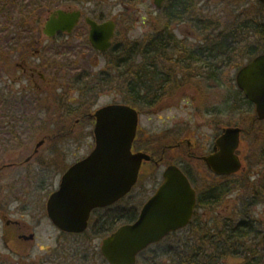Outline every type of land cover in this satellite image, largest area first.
Wrapping results in <instances>:
<instances>
[{
	"label": "rangeland",
	"instance_id": "rangeland-1",
	"mask_svg": "<svg viewBox=\"0 0 264 264\" xmlns=\"http://www.w3.org/2000/svg\"><path fill=\"white\" fill-rule=\"evenodd\" d=\"M99 1L105 2L107 17L113 18L118 12L124 11L120 18L121 24L118 26L119 34L115 40V44L121 45L120 47L127 48L136 41L151 37L163 25L161 13L154 7L153 0ZM216 1L218 5L213 6L220 11L221 15L230 17L234 11L233 7L220 0H212L211 3ZM258 1L245 0L249 18L260 19L263 14ZM208 2L210 1L201 0L204 4ZM121 3H125L126 7ZM6 26L5 24L0 25L4 28ZM174 32L179 40L188 37L189 40H184L188 45L194 46L193 43L196 44L197 37H203V42L205 40L203 34L188 24L176 26ZM0 42L4 44L0 47V61L3 59L0 63V82H2L0 84V200L2 201L0 205L8 210L5 213L9 215V218L26 221L37 227L36 240L29 249L28 256L40 264H109L101 254V241L104 237L93 236V231L97 230L100 225L99 222H103L105 211L95 214L91 228L81 237L62 236L45 217L44 212L49 195L59 188L63 173L72 164L88 156L94 149V126L90 123H77V118L123 100V96H120L122 86L117 80L119 78L116 73L110 72L113 69L107 68L111 67L110 63L114 61L112 53L109 52L105 58H96L93 52L83 50L79 41L71 40L70 47L74 48V45H78V48L77 50L65 49L61 61L63 67L57 72L58 80L52 81L48 87L44 85L45 91L39 90L33 82L29 81L30 89H34L31 90V99L25 98L12 103L8 101L9 91L5 86L13 85V83L10 85L7 83V80L13 79L14 75L11 68L13 58L7 61L10 57L6 46L7 40L2 37ZM260 48H264V45ZM248 61V58H241L235 66L228 68L218 88L209 87L204 78H192L185 72V77H179V81H173V85L167 87L166 96L162 100L153 102L154 98L149 97L148 101L153 104L141 107L143 114L140 116L139 124L142 135L145 133L150 136L155 135L162 140L166 139L164 135L167 132L183 135L185 131L190 133L189 137L192 141L208 145L214 142L217 132L219 135L223 128L241 127L244 131L241 139L243 145L239 151L243 160V171L233 176H218V189H225L224 192L227 195L219 204L212 203V205L208 204L198 208L196 217L189 227L150 247L144 259L151 257V260L155 259L157 264H171L177 251L186 252V245L199 242L205 232L211 231V229L208 230L210 227L222 223L227 218L233 221L242 219L241 212L264 222V204L246 208L247 202L244 199L246 193L250 194L254 187L264 181L262 177L264 166L261 161L264 142L260 139L261 135L245 133V128H249L248 123L251 122L250 114L255 112V108L252 107V110L244 108L238 112H231L230 107H227L225 103L229 98L232 99L230 104L235 102L236 74ZM105 70L106 73L110 72L109 79L113 84L103 85L98 82L101 77L100 72ZM50 73L46 75L48 78L52 77ZM82 91L89 92L85 98L81 95ZM83 100L86 102L84 105ZM76 108H81V110L68 116L67 113ZM55 124L62 125L59 128H62L63 135L60 137L62 146L57 155L51 153L46 147L29 166L10 168L11 164L23 162L33 152L39 140L38 131L56 128ZM260 128L264 130V124H260ZM14 134L17 138L11 141ZM176 138L174 136L172 140ZM185 156L183 152L168 155L169 161L173 162H183ZM54 160L59 165L58 171L60 172L51 167L43 168L45 163L50 164ZM200 168V173L195 170L194 180H196L195 185L199 188L200 194H203L206 192L205 189L214 185L216 181L205 172L203 165ZM163 170H165L164 167L160 171L147 170L144 172L137 187L117 207L120 209L135 208L140 212L143 205L161 185ZM236 184L240 189H237ZM230 186L231 191L228 193ZM123 224H119L118 227ZM3 226L4 222L0 221V228ZM118 227L116 226V229ZM0 253L5 257L11 255L7 252L1 234ZM7 258L11 264H15L9 257ZM16 258L17 256L14 257L15 260ZM243 260L228 257L226 263L244 264Z\"/></svg>",
	"mask_w": 264,
	"mask_h": 264
},
{
	"label": "water",
	"instance_id": "water-1",
	"mask_svg": "<svg viewBox=\"0 0 264 264\" xmlns=\"http://www.w3.org/2000/svg\"><path fill=\"white\" fill-rule=\"evenodd\" d=\"M264 5V0H259ZM165 0H154L161 9ZM49 26L56 31H72L78 15L59 12ZM91 24L89 40L98 51H108L115 35L112 21ZM237 87L254 104L257 119L264 121V53L257 55L236 75ZM94 150L72 165L63 175L59 189L47 202L52 223L65 233H84L93 210L110 207L127 197L138 182L144 160L151 157L133 153L139 113L125 104H112L95 112ZM242 128L226 127L218 137V153L205 158L208 166L219 176L242 172L243 160L237 154L242 148ZM43 142L38 144L37 150ZM189 179L172 165L164 174V182L144 204L138 219L124 224L103 239L101 253L109 264H137L139 255L161 242L171 233L186 228L195 213L197 195Z\"/></svg>",
	"mask_w": 264,
	"mask_h": 264
},
{
	"label": "trees",
	"instance_id": "trees-1",
	"mask_svg": "<svg viewBox=\"0 0 264 264\" xmlns=\"http://www.w3.org/2000/svg\"><path fill=\"white\" fill-rule=\"evenodd\" d=\"M209 1L204 4L201 3V0H166L160 11L163 25L154 35L142 41H136L127 48L114 44L110 52L114 59L110 63L111 69H113L110 72L116 73L117 78L121 73L125 76L127 82L126 103L135 107H140L143 104L151 105L150 101L143 103L137 101L136 91L138 88L143 92L144 101L149 97L155 98L157 94L154 92L151 94V91L154 90L152 83L159 85L166 81H179V77H185V72L192 78H203L206 72H214L215 58H218L217 78L219 84L227 69L235 66V63L237 64L241 58L251 60L257 54L264 52V48H260L264 45V6L260 2L258 5L263 14L260 19H257L248 17L245 0H220L224 4L227 2L237 12L235 15L233 11L230 17L221 15L220 11L213 6L218 5V1L213 4L212 0ZM180 24H188L203 34L205 36L204 43L193 46L186 44L184 40H179L175 35L174 28ZM196 49L217 50L218 52L194 54L193 51ZM169 50L174 52L168 53ZM186 56L192 60L190 69L185 66L183 61ZM171 57H174V60H170ZM100 73L101 77L98 82L105 85L108 81V73L106 70ZM117 80L119 81V79ZM110 84H113L112 80ZM167 87L168 85L163 88V91ZM237 88L234 91L235 102L230 104L232 99L229 98L225 102L226 106L230 107L231 112H238L244 108L252 110L253 104L246 100ZM88 93L82 91L81 95L85 98ZM86 101L88 102V100ZM84 103H86L85 100L82 104L84 105ZM73 112L75 110H70L67 113L68 116H72ZM250 118L251 122L248 123L249 128H245V133L261 135L260 139L264 142V130L260 128V124H264V121H258L255 112L250 114ZM84 120V123H89L87 116L84 117ZM262 146L261 161L264 166V144ZM236 187L240 189L237 184ZM236 187L234 186V189ZM228 189L229 193L231 186ZM245 189L250 190L249 188ZM224 190L218 189V199L216 197L211 201H199L198 208L208 204L212 205V203L219 204L227 195ZM246 192L247 190L243 193ZM244 199L247 202L246 208L264 204V181L254 187L250 194L246 193ZM0 203H2L1 200ZM2 208L0 205V210ZM104 211L106 213L103 216V222H99V224L101 223L100 229L93 231L94 237H106L116 229V226L118 227L121 223H132L139 215L135 208L131 209L130 207L120 209L114 206ZM241 214L242 219L238 221L227 218L222 223L210 227L208 230L211 229V231L205 232L199 242L185 246L186 252L177 251L171 264H227L228 257L244 259V264H264V222L250 214L243 212ZM104 224L108 227H102ZM149 251L150 248L139 256L137 264H157L155 259L151 260V257L144 259L145 254ZM0 264H11V262L0 253Z\"/></svg>",
	"mask_w": 264,
	"mask_h": 264
},
{
	"label": "flooded vegetation",
	"instance_id": "flooded-vegetation-1",
	"mask_svg": "<svg viewBox=\"0 0 264 264\" xmlns=\"http://www.w3.org/2000/svg\"><path fill=\"white\" fill-rule=\"evenodd\" d=\"M121 5L126 7L125 3H121ZM105 6V2H100L99 0H0V25H7L5 28L0 27V39L4 37V40H7L6 46L9 50L8 55L10 56H8L9 58L7 61L9 62L13 58L11 63V68L14 72V75L12 76L13 79L7 80L9 85L10 83H13V85L5 86V88L9 91L7 93V95L9 94L8 101L16 103L18 100L25 98L31 99V90L34 89H30L29 81L33 82L35 86H37L41 91H45L44 85L48 87V85H51L52 81H57V72L63 67L61 64L63 53L65 49L73 48L69 45L71 40L79 41L81 48L88 52H93L96 58H105V56L111 52L112 48L108 51L102 52L98 51L90 44L89 36L92 27L89 21H93L98 24H103L107 21H113L116 24L115 38L113 39L114 44L119 34L118 26L121 24L120 18L124 14V11H120L117 13V16L113 18L107 17V7ZM60 11L68 15H78L79 19L70 33L66 31H56L54 35H49L48 32L53 30V28L49 26L50 21L54 18L55 22L53 23H57L60 18ZM185 39L189 40L188 37H184V40ZM203 39V37H197V39H195L196 44H193L202 45L204 43L202 41ZM3 45V42H0V47ZM76 48H78V45H74L73 49L77 50ZM167 52L173 53L174 51L169 50ZM216 52L218 51L209 49H196L193 51L194 54H212ZM173 58L174 57H171L170 60H174ZM2 61L3 59H1L0 63ZM183 61L185 62V66L190 69L192 62L191 58L186 56ZM214 63V72L210 71L207 73L205 70L206 74L203 75V78L207 81L209 87L218 88V58H215ZM107 68L110 69L112 67L108 66ZM48 72H51V78L46 76ZM110 76L111 74L108 72V81H106L107 85L111 82L109 79ZM0 84H2V82H0ZM119 84L122 86V92L120 91V96H123V100L120 103H126L127 82L123 73H121L119 76ZM16 85H18V87H15ZM152 85L154 86V90H152L151 93L154 92V94H157L153 102H157L166 96L167 91H163V88H165L167 85L172 86L173 81H166L159 85H154L152 83ZM1 89L3 90V88ZM136 95L137 101L139 103L148 102L146 97V100H143L144 96L140 88H138L136 91ZM142 106L146 105L143 104ZM142 106L136 107L139 117L143 114L141 111ZM79 110H81V108H76L75 112L77 113ZM94 113L95 111H90L89 114L78 117L76 120L77 123H84V117L87 116L91 126L95 125L96 119L93 118ZM53 125L54 124H52V126ZM55 125L57 126L56 128L38 131L37 133L39 140L35 145L33 152H31V154H29L25 160H23V162H19V164L13 163L11 164L12 166L9 167L13 168L19 166H29L39 156L40 151L46 147L49 148L51 153H56L57 155V153H59L58 150L61 149L62 146V138L60 137L63 135L61 130L62 128H59V126L62 125ZM189 135L190 133L185 131H183V135H175L173 132H167V134L164 135V138L166 139L162 140L155 135L150 136L146 133L142 135V129L139 124L132 151L133 153H144L145 155L150 156L151 159L143 161L140 169V175L138 176V184L143 177L144 172H147V170H153L154 172L157 170L160 171V169L163 167L165 169L162 173L164 181V174L167 168L169 166L176 165L188 177L191 185L195 189L198 205L199 201L201 200L211 201L218 197V174L210 169L205 160L206 157L218 153V147L216 149L218 132L214 142L211 144L209 143L208 145L205 143L198 144L196 141H192ZM174 136L177 138L172 140ZM16 138L17 136L14 134L11 138V141H15ZM40 142H43V144L40 147L41 149L37 150L38 144ZM180 152H183L184 155L186 154V158L184 157L185 161H169L168 155L172 153L178 154ZM56 160L52 161L53 163L50 164L45 163L43 168L51 167L54 168V170L57 169V172H60L58 171L59 165L57 164ZM202 165L205 172L213 177L216 182L214 185L205 189V193L200 194L199 188H197L195 185L196 180H194V175H196L195 170L200 173V166L202 167ZM6 210V208L0 210V221L4 222L3 228H0V234L4 240L7 252L11 254H9L10 256L7 257H9V259H11L15 264H40L37 260H34L28 256L29 249L34 245L36 240L37 227L28 224L26 221L23 222L22 220L9 218V215L5 213L8 212V210ZM104 210L105 209H96L92 212L87 231L92 226V220L95 214L104 212ZM47 212L48 211L46 207L44 212L45 217L50 220ZM196 213L194 214L193 220L196 217ZM50 222L52 223L51 220ZM53 226L62 234V236L68 235L81 237L86 234V231L81 234L65 233L58 229L54 224ZM100 227L101 226L98 225L97 229H100ZM102 227L107 228L108 226L104 224ZM25 255H27V257H25ZM16 256L17 258L15 260L14 257ZM45 261L47 262V260Z\"/></svg>",
	"mask_w": 264,
	"mask_h": 264
}]
</instances>
